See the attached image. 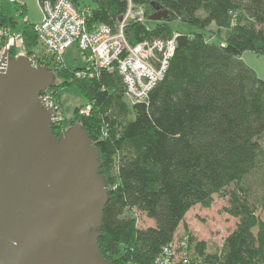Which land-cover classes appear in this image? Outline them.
Returning <instances> with one entry per match:
<instances>
[{
  "label": "trees",
  "instance_id": "trees-1",
  "mask_svg": "<svg viewBox=\"0 0 264 264\" xmlns=\"http://www.w3.org/2000/svg\"><path fill=\"white\" fill-rule=\"evenodd\" d=\"M92 2L87 27L114 30L129 1ZM130 2L143 7L145 21L156 7L167 11L168 20L152 28L128 22L123 34L129 45L174 38L165 73L147 98L128 102L116 69L89 76L79 74L85 68L60 64L51 88L75 85L90 107L87 116L65 119L52 132L59 136L78 122L99 152L109 191L97 240L102 256L111 264H153L163 247L183 241L190 253L185 264H264V195L253 200L240 185L264 158V81L241 60L246 51L264 56V0ZM15 11L24 18L23 50L32 56L39 48L35 24L25 19L24 6ZM172 21L198 31H172ZM4 28L16 31V22L8 5L0 4ZM230 186L224 211L237 220L238 236L211 252L186 232L177 237L190 209L210 208L213 196H225ZM133 210L152 226L140 228L128 215Z\"/></svg>",
  "mask_w": 264,
  "mask_h": 264
},
{
  "label": "water",
  "instance_id": "water-1",
  "mask_svg": "<svg viewBox=\"0 0 264 264\" xmlns=\"http://www.w3.org/2000/svg\"><path fill=\"white\" fill-rule=\"evenodd\" d=\"M148 20L167 19L156 7ZM56 77L0 52V264H111L97 240L109 191L78 122L59 136L39 100Z\"/></svg>",
  "mask_w": 264,
  "mask_h": 264
},
{
  "label": "built area",
  "instance_id": "built-area-1",
  "mask_svg": "<svg viewBox=\"0 0 264 264\" xmlns=\"http://www.w3.org/2000/svg\"><path fill=\"white\" fill-rule=\"evenodd\" d=\"M128 7L121 17L116 29L99 25L88 28L86 19L89 9L75 6L70 0H43L41 3L42 18L35 24L34 31L38 46L49 57L62 64V55L72 45L81 50L85 75L89 76L98 69H116L122 78L124 98L130 103L143 102L149 92L162 79L175 48L174 38L153 39L129 45L124 37L123 29L128 22L145 21L144 9L141 5H133L128 0ZM8 3L22 8V0H7ZM7 38V43L0 52L8 49H19L18 55H24L20 33L10 34L8 28L0 30V39ZM16 57V56H15ZM35 64L34 59L32 58ZM36 65V64H35ZM51 88L39 95L42 105L52 114V128H59L64 121L60 106L52 96ZM89 105L82 106L79 116L89 114ZM61 132L62 129L60 128ZM189 250L183 241L172 247H163L153 264H185Z\"/></svg>",
  "mask_w": 264,
  "mask_h": 264
},
{
  "label": "rangeland",
  "instance_id": "rangeland-1",
  "mask_svg": "<svg viewBox=\"0 0 264 264\" xmlns=\"http://www.w3.org/2000/svg\"><path fill=\"white\" fill-rule=\"evenodd\" d=\"M25 4V19L28 22L37 24L42 18L41 5L38 3V0H23ZM78 6L81 8H86L92 10L94 4L92 0H77ZM0 4H7L10 9V15L13 20L16 22V31L10 30L12 33H20L23 26L24 18H22L15 11V5L13 3H8L7 0H0ZM151 13L149 16H151ZM145 26L147 28H152L156 25L155 21L146 20ZM168 26L172 31H177L182 34H189L192 32H197L198 30L192 26H189L180 21H172L168 23ZM214 29V27H212ZM5 37V36H4ZM212 39V38H208ZM7 38L0 39V50L7 43ZM212 41L216 42L215 38ZM19 49L10 48L7 50L8 56L15 57L18 54ZM81 50L74 44L68 48L62 55V64L67 69H82L84 68V62L81 58ZM36 54V56H34ZM35 54L29 56L33 58L36 65H47L53 72L59 67V63L55 61L54 57L46 55L41 47L37 48ZM241 60L249 66L256 74L257 78L264 81V56L257 55L253 52L246 51L241 55ZM91 73L93 70H89ZM80 71L79 73H82ZM56 83V82H55ZM52 96L57 101L60 106V112L63 114V118L72 119L75 116L79 115V110L84 105L82 96L79 93L78 88L75 85L63 86L56 89H51ZM85 106V105H84ZM263 149H264V139H263ZM260 164L261 169H256L251 172L245 179L240 183L241 186L247 187L250 190L252 199L258 200L262 195H264V158ZM112 174H115V169H112ZM234 189L233 186H230L226 191L225 196L214 195L213 203L210 208H202L199 205L190 209L186 214L179 225L176 235L180 237L183 233H188L196 242H204L208 252L220 249L222 244L227 240H233L238 236L236 230L237 220L230 217L225 213L224 209L228 206V192ZM224 193V194H225ZM127 215V214H126ZM129 216H132L136 224L145 229L152 226L153 221L148 220L142 213H138L135 210L131 213H128ZM190 254V253H189Z\"/></svg>",
  "mask_w": 264,
  "mask_h": 264
},
{
  "label": "crops",
  "instance_id": "crops-1",
  "mask_svg": "<svg viewBox=\"0 0 264 264\" xmlns=\"http://www.w3.org/2000/svg\"><path fill=\"white\" fill-rule=\"evenodd\" d=\"M22 2H23V0H22ZM23 5H24V8H25V4H24V2H23Z\"/></svg>",
  "mask_w": 264,
  "mask_h": 264
}]
</instances>
